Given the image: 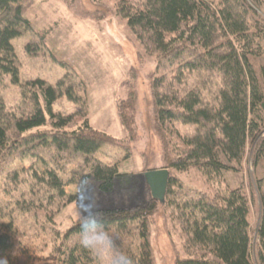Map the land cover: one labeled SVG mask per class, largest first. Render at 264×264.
<instances>
[{"label": "trees", "instance_id": "obj_1", "mask_svg": "<svg viewBox=\"0 0 264 264\" xmlns=\"http://www.w3.org/2000/svg\"><path fill=\"white\" fill-rule=\"evenodd\" d=\"M24 0H0V77L9 76L21 87L26 110L17 114L0 100V163L33 158L43 171L33 176L46 192L40 201L16 202V210L35 217L46 203L67 194L74 184L79 192L89 185L110 193L123 174L97 153L107 146H122L112 135L95 129L87 115V84L74 67L59 61L65 75L54 85L41 78L22 82L13 40L25 33L38 35L24 16ZM117 13L143 44L157 55L151 74L155 129L163 146L164 167L169 171L162 202L171 207L191 251L175 264H264V176L256 180L251 196L244 187L212 194L184 190L171 171H201L208 179L222 177L233 165L242 167L251 146L254 166L264 163V0H119ZM44 34L41 37L44 40ZM147 46V47H148ZM38 47L27 45L29 53ZM161 75H155L160 73ZM186 72L218 74L221 83L207 100L202 88L183 93L174 85ZM170 81L165 82L167 76ZM62 96L78 106L74 114L54 111ZM136 92L120 100L118 113L127 134H135ZM178 124L194 126L191 135L180 133ZM132 140V139H131ZM261 218L253 236L250 222L254 192ZM159 201L146 205L95 211L117 246L134 264H154L150 224ZM44 218L53 222L51 211ZM0 216V264H97L95 257L76 243V220L65 232L45 224L43 245H23L14 216ZM8 213H12L10 210ZM52 244L45 256L37 253Z\"/></svg>", "mask_w": 264, "mask_h": 264}, {"label": "rangeland", "instance_id": "obj_2", "mask_svg": "<svg viewBox=\"0 0 264 264\" xmlns=\"http://www.w3.org/2000/svg\"><path fill=\"white\" fill-rule=\"evenodd\" d=\"M119 0H24V16L29 19L35 32L25 33L13 40L19 67L20 79L26 82L41 78L54 85L61 79L66 69L59 64L65 61L74 67L77 74L87 84L88 121L97 130L104 131L122 146H107L97 153V157L107 164L118 165L123 174L115 181L112 192L104 193L95 184L79 192V187L71 184L66 193H76L72 202L67 198H54L46 203L43 212L35 217L16 210V202L40 201L44 199L46 189L33 176L34 170L43 171L44 166L33 158L16 160L5 166L0 163V216L3 222L14 216L20 225L23 245L39 242L43 245L44 226L56 227L65 232L76 220L83 218L92 206L94 211L146 205L152 198L145 179L148 170L164 167L163 146L155 129L151 74L157 66V55L148 45L143 44L137 35L127 26V22L117 13ZM138 2L139 0H133ZM44 34V40L42 36ZM32 43L33 53L27 45ZM148 46V47H147ZM161 75L156 73L155 75ZM158 75V76H159ZM172 75L167 76L165 82ZM174 85L185 93L192 88H202L203 96L212 100L221 79L218 74L186 72ZM136 92L135 134L131 138L121 124L118 105L126 99L128 92ZM0 100L7 110L17 114L26 110L21 87L13 84L9 76L0 77ZM55 112L65 115L74 114L78 106L66 96L59 98L53 106ZM180 133L191 135L195 127L177 125ZM264 137V133L262 134ZM132 139V140H131ZM255 146L248 150L242 167L233 165L222 177L208 179L201 171L191 169L187 172L171 171L184 190L197 189L216 194L227 188L244 187L251 196L256 180L264 176V163L258 169L254 166ZM252 199L250 222L253 236L261 218L258 196ZM42 201V200H41ZM12 213H8L9 211ZM46 211L52 212L50 225L44 218ZM79 214V215H77ZM150 242L154 254V264H175L179 257L191 253L183 235L182 227L171 207L159 201L150 224ZM38 252L47 256L52 244ZM252 260L258 264L255 254Z\"/></svg>", "mask_w": 264, "mask_h": 264}, {"label": "clouds", "instance_id": "obj_3", "mask_svg": "<svg viewBox=\"0 0 264 264\" xmlns=\"http://www.w3.org/2000/svg\"><path fill=\"white\" fill-rule=\"evenodd\" d=\"M78 224L76 243L88 250L97 264H134L133 258L117 246L116 238L105 229L92 206H88L87 213L78 220Z\"/></svg>", "mask_w": 264, "mask_h": 264}, {"label": "water", "instance_id": "obj_4", "mask_svg": "<svg viewBox=\"0 0 264 264\" xmlns=\"http://www.w3.org/2000/svg\"><path fill=\"white\" fill-rule=\"evenodd\" d=\"M151 195L156 200H163L167 190L169 171L166 168L152 169L145 173Z\"/></svg>", "mask_w": 264, "mask_h": 264}]
</instances>
